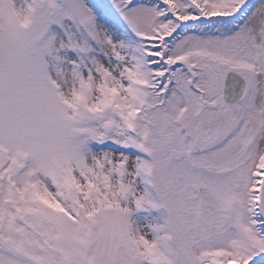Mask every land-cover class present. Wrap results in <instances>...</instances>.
<instances>
[{"label":"snow or ice","instance_id":"obj_1","mask_svg":"<svg viewBox=\"0 0 264 264\" xmlns=\"http://www.w3.org/2000/svg\"><path fill=\"white\" fill-rule=\"evenodd\" d=\"M0 264H264V0H0Z\"/></svg>","mask_w":264,"mask_h":264}]
</instances>
